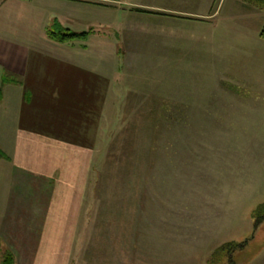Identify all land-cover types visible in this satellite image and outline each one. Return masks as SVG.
I'll return each mask as SVG.
<instances>
[{"label":"rangeland","instance_id":"374dc122","mask_svg":"<svg viewBox=\"0 0 264 264\" xmlns=\"http://www.w3.org/2000/svg\"><path fill=\"white\" fill-rule=\"evenodd\" d=\"M44 9L48 29L91 32L93 43L78 51L53 39L32 53V75L74 68L107 82L87 111L74 76L70 91L22 101L23 129L79 140L82 120L92 161L69 253L30 252L21 234V245L8 241L16 264H39L36 254L45 264H231L228 249L213 254L244 241L233 264H264V11L242 0H48ZM18 87L2 85L20 111ZM71 101L80 109L68 114Z\"/></svg>","mask_w":264,"mask_h":264},{"label":"crops","instance_id":"0c3cea01","mask_svg":"<svg viewBox=\"0 0 264 264\" xmlns=\"http://www.w3.org/2000/svg\"><path fill=\"white\" fill-rule=\"evenodd\" d=\"M47 4L48 0L0 2V24L5 26L0 27V70L20 79L17 83L2 85L19 86L18 92L23 93L22 100H14L19 103L20 111L18 106L10 109L1 85L0 150L8 158L0 157V238L4 246L14 252L16 260L19 259L18 251L8 241L19 244L17 237L21 234L30 235V252L52 250L65 251L66 255L69 253L71 238L78 227L92 161L91 148L76 144L71 138L66 141L33 129H23L21 108L25 97L32 105L37 92L70 91L65 87V82L74 76L85 85L81 90L84 91L81 96L83 107L91 108L96 106L95 102L101 101L102 86L107 82L103 76L98 75L97 79H93L92 73L81 69L75 71L74 68L64 69L57 74L40 67L32 75L29 70L32 53L41 54L49 42H53L47 35L46 19L49 13L44 9ZM39 13L42 14L41 18ZM37 26L40 30L36 34L38 37L27 35L29 32L35 33L32 31ZM92 40L93 35H90L86 41L76 44L59 43L80 51L88 49ZM263 42L260 41L259 46L264 47ZM40 46L44 48L41 50ZM95 83L96 87L93 88ZM84 130L87 133L88 129ZM23 174L29 175L28 178ZM36 180L42 183L38 185ZM24 228L29 233L23 231ZM36 258L39 264H45L43 257L36 254Z\"/></svg>","mask_w":264,"mask_h":264},{"label":"trees","instance_id":"16d2710c","mask_svg":"<svg viewBox=\"0 0 264 264\" xmlns=\"http://www.w3.org/2000/svg\"><path fill=\"white\" fill-rule=\"evenodd\" d=\"M242 1L253 6V7H255V8H258V9L264 11V0H242ZM47 34L50 38L56 40L57 42L76 44L77 42H80V41H86L89 38L91 32H72L70 29H66V28L61 30V31L56 32L55 30H53L51 28H49V29L47 28ZM261 37L264 39V26L261 30ZM19 81H20L19 77L13 75L12 73H10L8 71L2 72L0 70V97L2 95V89H1L2 84H4V83H17ZM76 107L77 106H75V102H69V104L67 105L68 114L74 113L76 110ZM77 108L80 109V107H77ZM84 109L86 111L90 110L89 107H84ZM84 109L83 110L81 109L79 111L84 112ZM91 124H92V120L90 118H89V120L87 119L86 125L90 126ZM79 126H82L81 129H83V128L87 129V127L85 126V124L83 123L82 120H81V124H79ZM81 135H82V138H80L79 140H73L72 142H74L76 144H81L83 146H87L89 148H92V146L89 144V137H86V132L84 131V133ZM83 140H85V141H83ZM0 157L8 158V156L5 155V153H3L1 150H0ZM260 212H264V204H262L258 207L257 213H260ZM262 221H263L262 217L261 218L257 217L256 218V226H259L262 223ZM247 246H248V241H244L241 243L231 242V243L225 244L222 247H220L213 254V256L218 257L219 254L226 253V250L228 249L227 253H228L231 264H233L234 263V261H233L234 254L238 251L244 250V248H246ZM0 262H1V264H16V256H15L14 252L9 247L4 246L1 238H0Z\"/></svg>","mask_w":264,"mask_h":264},{"label":"built area","instance_id":"2783aa9c","mask_svg":"<svg viewBox=\"0 0 264 264\" xmlns=\"http://www.w3.org/2000/svg\"><path fill=\"white\" fill-rule=\"evenodd\" d=\"M1 1V0H0Z\"/></svg>","mask_w":264,"mask_h":264}]
</instances>
